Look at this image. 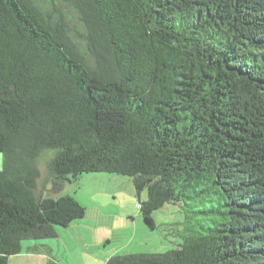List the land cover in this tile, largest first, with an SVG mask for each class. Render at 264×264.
Instances as JSON below:
<instances>
[{
  "label": "trees",
  "instance_id": "1",
  "mask_svg": "<svg viewBox=\"0 0 264 264\" xmlns=\"http://www.w3.org/2000/svg\"><path fill=\"white\" fill-rule=\"evenodd\" d=\"M48 152L53 194L119 174L151 228L184 212L177 248L105 264H264V0H0V264L86 216L44 197Z\"/></svg>",
  "mask_w": 264,
  "mask_h": 264
},
{
  "label": "rangeland",
  "instance_id": "2",
  "mask_svg": "<svg viewBox=\"0 0 264 264\" xmlns=\"http://www.w3.org/2000/svg\"><path fill=\"white\" fill-rule=\"evenodd\" d=\"M48 152L39 160V187L44 197L70 195L86 208V216L69 227H57L58 237L43 240L58 252L60 264H105L109 257L163 254L182 243L185 215L178 205L166 204L153 213L148 226L139 210V196L131 178L111 173H84L70 178L58 194L46 183ZM3 155L0 154L3 169ZM147 198V192L141 193Z\"/></svg>",
  "mask_w": 264,
  "mask_h": 264
},
{
  "label": "crops",
  "instance_id": "3",
  "mask_svg": "<svg viewBox=\"0 0 264 264\" xmlns=\"http://www.w3.org/2000/svg\"><path fill=\"white\" fill-rule=\"evenodd\" d=\"M1 166L0 159V168ZM50 261L60 264L58 252L49 243L27 240L22 243L21 252L9 259V264H49Z\"/></svg>",
  "mask_w": 264,
  "mask_h": 264
}]
</instances>
